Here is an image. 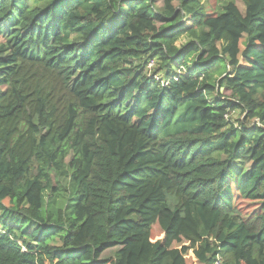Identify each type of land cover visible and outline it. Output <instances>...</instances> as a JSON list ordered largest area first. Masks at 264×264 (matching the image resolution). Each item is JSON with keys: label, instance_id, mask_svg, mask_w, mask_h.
<instances>
[{"label": "trees", "instance_id": "obj_1", "mask_svg": "<svg viewBox=\"0 0 264 264\" xmlns=\"http://www.w3.org/2000/svg\"><path fill=\"white\" fill-rule=\"evenodd\" d=\"M157 1L0 0V264H264V0Z\"/></svg>", "mask_w": 264, "mask_h": 264}, {"label": "rangeland", "instance_id": "obj_2", "mask_svg": "<svg viewBox=\"0 0 264 264\" xmlns=\"http://www.w3.org/2000/svg\"><path fill=\"white\" fill-rule=\"evenodd\" d=\"M219 2V5H220V8L222 7V4L224 5L225 3L227 2H234V4L237 6L238 10L243 14L244 13V6H243V3L241 0H217ZM213 2L214 0H202V3H207L208 6L211 8V11H212V8H213ZM215 3H216V0H215ZM157 6H160L161 5V1H157ZM185 25H187V21H183ZM184 42V38H182V40L180 42L177 43V45H180V43ZM242 49V47H241ZM237 118H239V115L238 113H235L234 116H233V120H236ZM241 119V118H240ZM257 124H259L257 121L255 122ZM253 207V204L252 205H248V206H245L244 209H249L251 210ZM151 236H152V240H158L161 238L162 236V233H161V230L159 228V226L157 224H154L152 226V230H151ZM176 246V245H174ZM114 251L115 250H110V251H107L106 253H104L103 257L104 258H108V257H113V254H114ZM185 259H186V264H199L198 262H196L192 256L191 253H188L186 256H185Z\"/></svg>", "mask_w": 264, "mask_h": 264}, {"label": "built area", "instance_id": "obj_3", "mask_svg": "<svg viewBox=\"0 0 264 264\" xmlns=\"http://www.w3.org/2000/svg\"><path fill=\"white\" fill-rule=\"evenodd\" d=\"M214 264H221V259L220 258H216V260L214 261Z\"/></svg>", "mask_w": 264, "mask_h": 264}]
</instances>
